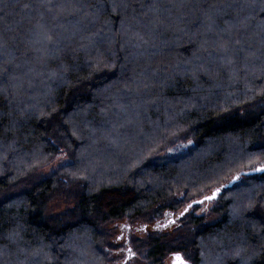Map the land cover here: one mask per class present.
Listing matches in <instances>:
<instances>
[{"label": "trees", "instance_id": "obj_1", "mask_svg": "<svg viewBox=\"0 0 264 264\" xmlns=\"http://www.w3.org/2000/svg\"><path fill=\"white\" fill-rule=\"evenodd\" d=\"M0 72V264H264V0H0Z\"/></svg>", "mask_w": 264, "mask_h": 264}, {"label": "rangeland", "instance_id": "obj_2", "mask_svg": "<svg viewBox=\"0 0 264 264\" xmlns=\"http://www.w3.org/2000/svg\"><path fill=\"white\" fill-rule=\"evenodd\" d=\"M258 106H264V102L258 104ZM60 160H64V158H57L53 162V166L57 163L60 162ZM50 167V166H49ZM49 167L45 168V170H48ZM72 191H68L66 195H60V197L55 198V200L51 201L50 204L48 205V212H53L62 209L63 207L71 205V200H72ZM71 199V200H70ZM69 200V201H68ZM212 205V202H208L206 200H203V203H199L198 208L196 209V213L200 214L202 212H205L210 206ZM175 221V215L173 213H169L158 222L157 228H162L164 225H170L169 221ZM146 226L145 225H136L133 227V229L136 231V234L141 235L145 231ZM128 227L124 223H119L117 224L114 232H113V239L119 241L120 243H123V248L122 251L119 252L120 259L118 260V264H123L125 262H128L127 264H145L146 261L144 258H138L137 256L134 255V252L130 248L129 245H124L125 241V235L127 233ZM142 231V232H141ZM131 250V253L129 252ZM133 252V253H132ZM173 255H170L167 257V260L165 261L164 264H172Z\"/></svg>", "mask_w": 264, "mask_h": 264}, {"label": "snow or ice", "instance_id": "obj_3", "mask_svg": "<svg viewBox=\"0 0 264 264\" xmlns=\"http://www.w3.org/2000/svg\"><path fill=\"white\" fill-rule=\"evenodd\" d=\"M49 2H51V0H49ZM49 39H51V38L49 37ZM0 76H3V73H2V72H0ZM252 171H254V172H264V165H262L261 167L254 168ZM239 179H240V175L238 174V175H236L235 177H233V182H235V181H237V180H239ZM220 191H221V189H220V188H217V189L213 192V194H212L211 196H206L204 199H205V200H212V199H215V198H216V195H217ZM194 203H203V201H198V202L194 201ZM191 207H192L191 204L188 205V208H191ZM188 208H186V209L184 210V212H187V211H188ZM184 212L181 213V216L184 215ZM169 223H174V221H171V220H170ZM164 227H167V225H164ZM129 252L131 253V250H129ZM173 264H185V261L183 260V258H182L179 254H176V256L174 257Z\"/></svg>", "mask_w": 264, "mask_h": 264}, {"label": "water", "instance_id": "obj_4", "mask_svg": "<svg viewBox=\"0 0 264 264\" xmlns=\"http://www.w3.org/2000/svg\"><path fill=\"white\" fill-rule=\"evenodd\" d=\"M232 182H233V178L231 179V182H230V183H232ZM230 183H228V184H230ZM224 186H226V184H225ZM218 188H220V187H218ZM212 194H213V193H211V194H209V195H206V196H211ZM206 196L201 197L200 199L196 200V202L205 200L204 198H205ZM193 203H194V202H191L190 204H193ZM190 204H189V205H190ZM186 208H188V206H187ZM186 208H185V209H186ZM176 254H179V255L183 258V256H182L180 253L172 254L173 257H175ZM173 259H174V258H173ZM183 260L185 261L184 258H183ZM173 261H174V260H173ZM173 261H172V264H173ZM185 262H186V261H185Z\"/></svg>", "mask_w": 264, "mask_h": 264}, {"label": "flooded vegetation", "instance_id": "obj_5", "mask_svg": "<svg viewBox=\"0 0 264 264\" xmlns=\"http://www.w3.org/2000/svg\"><path fill=\"white\" fill-rule=\"evenodd\" d=\"M128 230V229H127Z\"/></svg>", "mask_w": 264, "mask_h": 264}]
</instances>
